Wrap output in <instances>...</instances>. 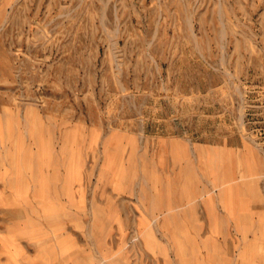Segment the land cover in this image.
I'll use <instances>...</instances> for the list:
<instances>
[{
	"label": "rangeland",
	"instance_id": "obj_1",
	"mask_svg": "<svg viewBox=\"0 0 264 264\" xmlns=\"http://www.w3.org/2000/svg\"><path fill=\"white\" fill-rule=\"evenodd\" d=\"M215 147L256 169L213 184ZM239 189L264 229V0H0V232L25 253L240 264L206 209Z\"/></svg>",
	"mask_w": 264,
	"mask_h": 264
},
{
	"label": "crops",
	"instance_id": "obj_2",
	"mask_svg": "<svg viewBox=\"0 0 264 264\" xmlns=\"http://www.w3.org/2000/svg\"><path fill=\"white\" fill-rule=\"evenodd\" d=\"M210 149L211 147H208L203 150V155L207 162ZM214 149L217 153H222V159L218 161L217 156V166L210 164V162L208 163L211 169L210 180L213 184L220 181L216 178L217 173L221 176L227 175L228 172L235 176L239 174L241 168L237 160L238 156L243 157L245 160H249L256 169L255 161H253L247 153H243V150L236 153L221 147H215ZM223 164L228 167L225 174L221 169ZM213 170H215L214 173ZM240 180L245 181L247 179ZM237 193L238 195L234 197L230 196L229 198H227L228 196L224 197L220 194L217 196H210L207 198L208 206L206 207L208 208L206 209H209L210 219L213 218L217 221V223L215 222L216 225L213 222L215 226L221 227L223 222H226V224L229 223V225L233 226L235 233L240 236L238 240L239 244L236 249L237 259L240 261V264H259L256 244L258 243L259 236L264 234V229L260 226L258 208L255 205L253 196L245 194L241 189H239ZM13 235H15L13 232H0V264H67L65 255L60 253L51 255L48 252V248H43L41 250L45 257L44 259L36 258V253H25L30 250L28 244L25 245L24 243L18 242L17 238L13 237ZM8 236L15 239L12 245L4 241V239H8ZM60 250L61 249L58 248V251ZM7 252L13 253L11 256H7Z\"/></svg>",
	"mask_w": 264,
	"mask_h": 264
}]
</instances>
